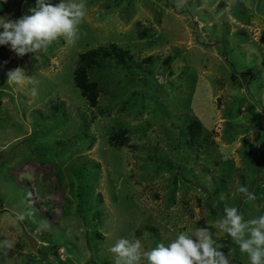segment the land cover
Here are the masks:
<instances>
[{
    "label": "rangeland",
    "instance_id": "374dc122",
    "mask_svg": "<svg viewBox=\"0 0 264 264\" xmlns=\"http://www.w3.org/2000/svg\"><path fill=\"white\" fill-rule=\"evenodd\" d=\"M86 3L71 41L0 45V264H116L121 237L146 252L199 228L249 264L217 223L227 207L264 214V0ZM33 7L0 0V17ZM111 43L130 57L89 69L92 106L74 70ZM16 67L31 83L7 81Z\"/></svg>",
    "mask_w": 264,
    "mask_h": 264
},
{
    "label": "clouds",
    "instance_id": "9594fccd",
    "mask_svg": "<svg viewBox=\"0 0 264 264\" xmlns=\"http://www.w3.org/2000/svg\"><path fill=\"white\" fill-rule=\"evenodd\" d=\"M35 2L36 7L30 9V15L16 19L0 17V45H9L20 56L46 49L61 35L71 41L87 15L86 0H59L56 4L46 0ZM7 81L16 86L31 83L21 67L8 71ZM239 191L253 198L246 187L241 186ZM225 212L217 226L236 241L239 251L247 255L249 264H264V214L246 223L235 207H227ZM18 219L23 220L24 216L20 215ZM249 224L252 227L249 228ZM12 247L11 240L0 244L2 249ZM110 251L116 254V264H140L142 259L147 264H230L219 246H214L208 228H199L192 233L180 232L167 245L159 243L146 252L142 251L139 239L130 241L121 237Z\"/></svg>",
    "mask_w": 264,
    "mask_h": 264
},
{
    "label": "trees",
    "instance_id": "16d2710c",
    "mask_svg": "<svg viewBox=\"0 0 264 264\" xmlns=\"http://www.w3.org/2000/svg\"><path fill=\"white\" fill-rule=\"evenodd\" d=\"M111 55L116 57L119 62H124L125 56L130 57L127 50L114 43H111L108 46H98L97 48L87 50L79 55L77 65L74 70V82L81 90L82 95L92 106L97 103L100 86L97 81L89 79V69L93 66H101L102 60ZM196 125L198 126L199 123L196 122ZM191 137L193 138L194 135Z\"/></svg>",
    "mask_w": 264,
    "mask_h": 264
},
{
    "label": "water",
    "instance_id": "95a60500",
    "mask_svg": "<svg viewBox=\"0 0 264 264\" xmlns=\"http://www.w3.org/2000/svg\"><path fill=\"white\" fill-rule=\"evenodd\" d=\"M29 240H30V243L32 244V246H34V241H33V238H32V237H30V238H29Z\"/></svg>",
    "mask_w": 264,
    "mask_h": 264
}]
</instances>
